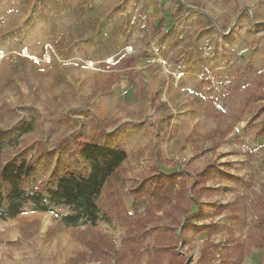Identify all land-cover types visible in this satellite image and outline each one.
Instances as JSON below:
<instances>
[{"label": "rangeland", "instance_id": "obj_1", "mask_svg": "<svg viewBox=\"0 0 264 264\" xmlns=\"http://www.w3.org/2000/svg\"><path fill=\"white\" fill-rule=\"evenodd\" d=\"M24 123L33 130L18 137ZM0 128L11 136L0 164H36L28 191L89 169L76 137L127 151L116 178L123 192L158 157L162 169L186 174L214 163L224 176L204 181L205 214L177 248L185 264H220L236 240H251L263 212L264 0H0ZM133 201L125 198L128 211L144 215L149 200L137 210ZM101 208L96 224L67 225L68 207L28 202L0 218V264H71L88 236L120 246L128 227L105 195ZM169 224L148 228L143 264ZM243 264H264L263 248L253 246Z\"/></svg>", "mask_w": 264, "mask_h": 264}, {"label": "trees", "instance_id": "obj_2", "mask_svg": "<svg viewBox=\"0 0 264 264\" xmlns=\"http://www.w3.org/2000/svg\"><path fill=\"white\" fill-rule=\"evenodd\" d=\"M32 130L31 123H24L18 129V137ZM74 140L90 167L84 172H66L53 184L41 182L28 191L26 182L36 174V164L25 157H15L8 164H0V218L15 217L22 212L25 204L32 202L43 211L53 210L57 206L68 207L70 212L60 215L62 222L67 225H76L80 221L96 224L102 218V196L105 195L109 211L127 225V233L120 246L105 235H99L97 239L88 236L84 241L86 250L73 256L71 264L111 260L115 264H143V238L148 228L152 223L166 219L170 220V224L158 235L157 248L148 264H163L165 259L166 264H185L189 257L177 247L184 242V236L194 226L196 218L205 214L207 205L201 199L207 195L210 187L204 181L224 176L217 166L209 163L193 174L177 169L169 172L161 168L164 162L158 157L143 176L141 184L123 192V186L116 178L124 172L127 151L120 145H104L85 137H76ZM10 142L11 136L0 128V153ZM130 195L134 197L136 210L140 206L139 202L142 205L141 201L149 200L144 215H132L128 211L125 198ZM256 205L263 212L257 217V229L250 232L251 240L245 243L235 239L236 242L229 246L231 252L220 259V264H243L249 250L256 245L263 248L264 257L263 196H259ZM106 217L109 219L111 216ZM174 224L178 226V234L172 231ZM209 248L207 244L203 254L208 253L212 258L216 254Z\"/></svg>", "mask_w": 264, "mask_h": 264}]
</instances>
